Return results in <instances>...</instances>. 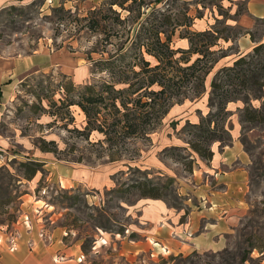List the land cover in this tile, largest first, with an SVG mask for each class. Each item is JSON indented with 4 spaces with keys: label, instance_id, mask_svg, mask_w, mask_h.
<instances>
[{
    "label": "rangeland",
    "instance_id": "374dc122",
    "mask_svg": "<svg viewBox=\"0 0 264 264\" xmlns=\"http://www.w3.org/2000/svg\"><path fill=\"white\" fill-rule=\"evenodd\" d=\"M110 1L0 0V264H21L29 257L38 264H264V120L242 121V101L228 105L233 112L228 123L232 141L212 145L221 149L237 140L246 158L247 185L238 202L243 208L235 211V226L226 235L224 247L187 253L168 243L156 245L159 241L146 232L149 226L140 218L145 200L150 198H143L135 189L126 190L137 180L165 183L173 178L164 201L183 214L189 209L185 221L192 211L212 209L208 196L196 192L203 178L215 186L208 175L212 174L210 161L193 152L187 140L191 125L210 112L211 80L219 69L234 62L241 36L237 34L244 31L220 0H162L159 4L147 0L154 10L171 13L178 21L184 20L183 12L189 9L196 18L193 31L227 27L224 34L233 40L222 41L230 56L212 71L206 93L175 105L150 138L123 147L122 160L111 162L108 156H100L104 148L94 143L101 134L94 132L86 140L73 132L86 124L78 106H71L70 112L62 110V119L55 122V104L59 106L63 97L57 89L62 75L79 85L105 77L93 73L92 59L100 55H88L99 36L82 19L93 10L107 11ZM127 14L123 12V17ZM257 24L255 34L260 37L264 22ZM185 30L178 27L174 48L190 47L189 40L180 37ZM7 60L17 66L11 83H7L6 68L3 72ZM35 93L43 97L41 103ZM35 103L45 109L33 108ZM253 105L264 111V98L253 100ZM40 138L56 140L61 152L42 151L36 145ZM183 154H193L192 172L186 170ZM29 161L44 163L31 179L23 176L26 168L22 163ZM54 164L70 166V178L64 177L67 171L60 174L63 181L56 177ZM117 188L124 190L115 192ZM167 223L171 221L165 219L162 225ZM56 229L59 248L51 260L41 262L43 252L37 246L52 240ZM42 233L51 239L44 240ZM171 237L181 239L179 233Z\"/></svg>",
    "mask_w": 264,
    "mask_h": 264
},
{
    "label": "trees",
    "instance_id": "16d2710c",
    "mask_svg": "<svg viewBox=\"0 0 264 264\" xmlns=\"http://www.w3.org/2000/svg\"><path fill=\"white\" fill-rule=\"evenodd\" d=\"M160 2L162 0H155L154 4ZM106 4L109 5L107 11L93 10L82 19L85 27L99 36L88 55H100L92 59L93 73L105 77L79 85L70 76L62 75L57 89L63 92V97L59 99V106L55 104L58 111L54 110L52 116L56 122L62 119V110L70 112L71 106H78L86 117V124L83 129L75 127L73 132L86 140L94 132L101 134L102 138L94 144L104 148L101 157L106 155L114 162L123 159V147L130 141L150 138L175 105L206 93L212 71L230 55L221 43L233 38L224 34L227 27L193 31L191 27L196 18L189 14V9L183 12L184 20L178 21L171 13L154 10L147 0H111ZM58 11L62 12L63 8ZM123 12L128 14L123 17ZM179 26L186 29L180 37L189 40L187 49L173 46ZM242 34L241 31L237 36ZM35 95L41 103L43 97ZM263 98L264 43H258L251 53L240 55L214 74L210 83L211 110L198 124L191 125L192 134L187 140L191 150L203 159L212 160L214 143L232 141L228 123L233 112L228 105L242 101V121H263V109L253 105V100ZM33 108L45 109L38 103ZM36 145L44 152L57 155L61 152L56 140L40 138ZM183 155L186 170L192 172L193 154ZM22 165L26 168L23 176L31 179L44 163L29 161ZM173 183V178L165 183L137 180L126 190L135 189L143 198L166 200ZM123 190L117 188L115 192ZM188 214L189 209H186L181 222Z\"/></svg>",
    "mask_w": 264,
    "mask_h": 264
},
{
    "label": "crops",
    "instance_id": "0c3cea01",
    "mask_svg": "<svg viewBox=\"0 0 264 264\" xmlns=\"http://www.w3.org/2000/svg\"><path fill=\"white\" fill-rule=\"evenodd\" d=\"M219 2L221 6L226 7L236 17L235 23L244 30L243 34L237 39L238 49L234 60L240 55L251 53L258 43H264V31L261 32L260 37H256L255 34L257 23L264 22V0H220ZM239 6L240 8L238 9ZM241 8H243L242 11H240ZM252 34H254V39ZM4 65L3 72L5 74L7 70V83H11L12 76L17 73L12 71L15 63L7 60ZM213 150L214 156L210 160L212 174L209 173L208 175H210L209 178L214 180L215 186L210 185V182L208 180L204 181L203 178V183H200L196 190L197 194L200 195L201 193L203 197L204 195L208 196L207 199L213 205L211 210L199 209L198 211H192L187 221L181 223L180 218L184 215L182 211H175L169 208L162 199L145 200L147 202H145L140 215L141 223L149 226L148 229H144L152 238H156L159 241L156 245L168 243L178 251L187 253L215 250L225 246L226 235L235 226V211L243 208L238 202H241L243 198L241 191L247 185L246 158L243 154L242 145L237 140L230 146H225L221 149L214 147ZM54 165V168L58 170L54 171L56 177H60L62 180L63 176L60 174L63 171H67L68 175H64V177L70 178V166L63 164ZM59 171L60 173L58 174ZM72 176H75V174ZM165 219H169L171 223L162 225ZM56 232L57 229L52 235V240L48 243L42 241L43 244L37 246L43 252L41 262L47 263V260H51L54 253L57 252L59 240L56 241ZM174 233H179L181 239L178 240L176 237H171ZM147 237L150 239L149 235ZM16 249L17 246L14 250ZM38 263L35 258L29 257L24 259L21 264Z\"/></svg>",
    "mask_w": 264,
    "mask_h": 264
},
{
    "label": "built area",
    "instance_id": "2783aa9c",
    "mask_svg": "<svg viewBox=\"0 0 264 264\" xmlns=\"http://www.w3.org/2000/svg\"><path fill=\"white\" fill-rule=\"evenodd\" d=\"M42 236L44 237V240H46V241L51 239V235H47L45 233H42ZM12 239H13V241L11 242L12 243V248L15 249L16 248V238L13 237Z\"/></svg>",
    "mask_w": 264,
    "mask_h": 264
},
{
    "label": "bare ground",
    "instance_id": "6f19581e",
    "mask_svg": "<svg viewBox=\"0 0 264 264\" xmlns=\"http://www.w3.org/2000/svg\"><path fill=\"white\" fill-rule=\"evenodd\" d=\"M1 242H2V240H1V238H0V244H1Z\"/></svg>",
    "mask_w": 264,
    "mask_h": 264
}]
</instances>
